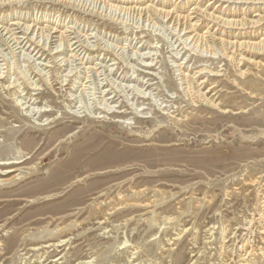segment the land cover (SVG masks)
<instances>
[{
    "label": "rangeland",
    "instance_id": "obj_1",
    "mask_svg": "<svg viewBox=\"0 0 264 264\" xmlns=\"http://www.w3.org/2000/svg\"><path fill=\"white\" fill-rule=\"evenodd\" d=\"M117 1L0 2L3 23L57 18L88 37L80 61L105 67L84 75L39 34L41 65L1 50L0 264H264V2L152 0L193 21V7L261 17L196 21L243 43L207 50Z\"/></svg>",
    "mask_w": 264,
    "mask_h": 264
},
{
    "label": "bare ground",
    "instance_id": "obj_2",
    "mask_svg": "<svg viewBox=\"0 0 264 264\" xmlns=\"http://www.w3.org/2000/svg\"><path fill=\"white\" fill-rule=\"evenodd\" d=\"M10 1L19 2L22 0H0V2H10ZM68 1L79 3L84 0H68ZM114 1H117V0H114ZM141 1L143 2L141 3L142 4L141 7L136 8V15H138V17L140 18L145 17L146 20H149V19L153 20L154 18L155 21L164 22V24L166 23L167 25L170 24V26L174 27L176 31L182 32L183 35L185 36V39L189 40V42H191L192 45L196 47H202L203 49H207V50L210 49V45H209L210 42L216 45L220 44V46L221 45L224 46L223 48L225 49L234 48L236 50L240 49L243 43L237 42V41H226L225 42L220 37H217V38L212 37V33H210L208 36H203V34H198L195 28L197 25L196 21L206 19V20H209L210 22L215 23L219 27L227 26V27H232L235 29L236 28L242 29L245 25H247L246 27H250V26L252 27L254 25H257L259 22H261V17H258V19L256 20L254 19V20H247V21H235V20L223 19V17L220 14H218L219 15L218 16V15H214L212 12H208L206 7L202 9L198 7H193L194 12L192 13H195V16L193 17L195 18V20L193 21L190 14H186V15L179 14L176 8H174L175 6L173 7L174 9L173 8L166 9L163 6L164 3H159V5L161 6L156 7L155 3L154 4L151 3L152 0H141ZM147 1H149L148 4H146ZM218 1H228V0H218ZM241 2L242 3H252V6H254V9L258 10L259 7H255L256 6L255 4L263 3L264 0H236L235 1V3H241ZM120 8L123 9L124 7H120ZM150 14L151 15L153 14V18ZM56 19L57 18H48L47 20L45 19L42 20V19H37L36 16L35 18H30L25 15H17L14 18H11V20L13 21H10L8 24L5 22L3 23V21H0V54H1V50L3 49V47L5 46L8 47V44L11 43L10 45H12L15 48L14 51L19 49L18 53H21L27 56L29 59L34 61L35 65H41V63L37 61L40 58V55L37 56L38 52L34 53L33 55H30L32 53V49H30V44H28V40H32L33 36H35L36 34H39L44 39V45H47L48 43H52V47H53L52 49L54 50V53H57L58 56H62L59 58L62 64H66L69 67L70 65H72L71 62L78 60L81 64H83L81 70H83L84 75L88 74L90 69H93V72L89 76L91 75L97 76L100 73H102L105 69L103 65H100L97 68L95 67L89 68V66L85 65L86 62L84 63L80 61L81 58L79 55L81 54L83 50H85V47L83 46L82 43H84V41H87L88 37H84L82 39V37H80L73 30L72 31L66 30L67 28L64 30H61L59 28L60 27L59 22L55 24L57 21ZM49 20H50V23L43 25V21H49ZM218 29H215L216 32ZM247 44L251 46H255L256 44L258 45L259 42L258 43L257 42L256 43L247 42ZM140 58L141 56L139 57V59ZM180 65L181 64L177 65V67L179 66V70L181 69ZM181 75H182L181 76L182 84H184L183 89L186 95L190 97L195 92L199 94V96H201L202 98V96H204V93H200V89H199L198 84L195 81L194 74L191 76H187V74H181ZM203 99L205 98L203 97ZM111 107L112 106H110V108ZM27 108H28L27 115H29V113L34 112L33 114H35L41 111L40 110L41 108H37L36 106L28 105ZM10 171H13V170H9L8 172ZM1 173L2 172L0 171V174Z\"/></svg>",
    "mask_w": 264,
    "mask_h": 264
}]
</instances>
